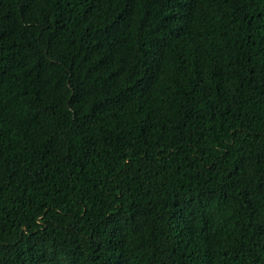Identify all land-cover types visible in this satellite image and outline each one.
Listing matches in <instances>:
<instances>
[{"label": "trees", "instance_id": "1", "mask_svg": "<svg viewBox=\"0 0 264 264\" xmlns=\"http://www.w3.org/2000/svg\"><path fill=\"white\" fill-rule=\"evenodd\" d=\"M0 264H264V0H0Z\"/></svg>", "mask_w": 264, "mask_h": 264}]
</instances>
